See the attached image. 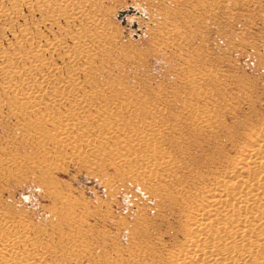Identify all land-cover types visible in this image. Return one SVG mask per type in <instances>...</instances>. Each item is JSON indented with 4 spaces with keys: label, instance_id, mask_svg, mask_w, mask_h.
Wrapping results in <instances>:
<instances>
[{
    "label": "rangeland",
    "instance_id": "1",
    "mask_svg": "<svg viewBox=\"0 0 264 264\" xmlns=\"http://www.w3.org/2000/svg\"><path fill=\"white\" fill-rule=\"evenodd\" d=\"M79 1L94 19L79 36L101 45L80 77L88 103L109 110L124 105L126 122L139 129L151 124L153 157L166 163L152 179L135 178L121 173L116 156L96 148L72 156L69 144L70 158L31 169L36 141L52 149V126L34 140L23 129L17 133V120L5 109L0 158L13 149L25 167L0 180V225L6 216L9 224L25 223L29 242L41 244L35 257L47 250V264H134L130 258L139 254L169 264L174 236L183 237L187 208L212 171L230 166L250 135L264 132V0ZM31 16L47 34L57 33L47 17ZM6 31L0 29V47L7 49ZM113 128L127 132L119 123Z\"/></svg>",
    "mask_w": 264,
    "mask_h": 264
},
{
    "label": "bare ground",
    "instance_id": "2",
    "mask_svg": "<svg viewBox=\"0 0 264 264\" xmlns=\"http://www.w3.org/2000/svg\"><path fill=\"white\" fill-rule=\"evenodd\" d=\"M85 3L79 0H0V23L12 19L10 27L0 28L7 30L10 36L9 41H5L8 48L0 47V111L7 109L17 120V133L23 129L34 140L41 138L43 126H52L56 136L52 149L47 151L40 140L36 141L40 150L29 157L31 162L27 161L32 164L31 169L70 158L66 148L70 144L72 156L80 151H96V148L101 153L106 151L116 156L117 164L114 163L124 166L122 174L152 179L166 160L155 161L153 157L156 132L151 131V124L149 129H139L140 124L126 122L121 112L124 105L109 110L88 103L85 89L80 85L83 69L93 62L91 51L101 50V45L86 42V35L79 36L81 27L94 20L84 14ZM29 6L31 9L27 8ZM26 8L25 13H21ZM33 13L51 20L47 25L57 33L47 34V26L36 22L31 16ZM77 50L83 54L79 55ZM124 95L128 97L127 93ZM5 97L11 101L5 103ZM203 118L204 122L210 120L206 115ZM118 123L126 127L127 132L118 134L113 128ZM250 139L230 166L223 171H212L210 184L195 197L196 205L187 208L183 237L178 240V235L174 236L175 249L169 251V264H264V132L253 133ZM136 145L143 146L146 154L131 151ZM57 147L65 148L64 152L56 153ZM13 151L7 149L6 153H10L0 158V180L5 175L17 176L25 165V157L17 158ZM131 160L141 163L136 166ZM2 223L0 264H47V250L42 259L35 257L41 244L29 242L23 231L25 223L9 224L7 216ZM140 255L130 258L134 259V264H165L153 256Z\"/></svg>",
    "mask_w": 264,
    "mask_h": 264
}]
</instances>
